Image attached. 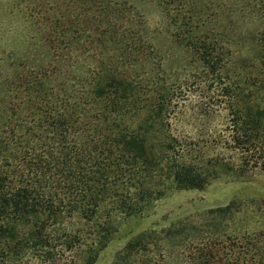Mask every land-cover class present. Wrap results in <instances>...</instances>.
<instances>
[{"label": "trees", "instance_id": "obj_1", "mask_svg": "<svg viewBox=\"0 0 264 264\" xmlns=\"http://www.w3.org/2000/svg\"><path fill=\"white\" fill-rule=\"evenodd\" d=\"M157 1L177 42L211 74H226L228 42L208 28L218 5ZM23 3L49 58L8 74L0 68V264H95L116 219L223 176L264 175V0H239L263 28L255 59L240 61V85L222 95L226 125L194 134L174 127L177 104L153 73L133 0ZM251 206L262 222L240 236L212 229V219L216 228L239 212L234 202L208 212L206 239H185L190 224L180 222L163 238L130 240L110 264H264V201Z\"/></svg>", "mask_w": 264, "mask_h": 264}, {"label": "rangeland", "instance_id": "obj_2", "mask_svg": "<svg viewBox=\"0 0 264 264\" xmlns=\"http://www.w3.org/2000/svg\"><path fill=\"white\" fill-rule=\"evenodd\" d=\"M205 2L218 5L211 9L217 11V16H214L217 19L208 28L217 30L226 38V46L232 54V60L226 65L228 71L221 77L207 71L194 51L177 42L175 27L157 0H133L134 7L146 22L153 45L156 56L153 73L177 104L174 111L180 122L174 127L178 133L188 130L194 134L199 128L213 131L224 128L227 120L224 108L227 107L226 98L222 95L229 87L240 85V61L253 60L259 52L256 38L263 28L260 15L240 10L239 0ZM48 58L42 34L27 20L23 0H0L1 71L11 73L19 64L31 68L46 63ZM253 201H264L262 174L246 179L223 176L202 189L174 192L157 201L142 216L116 219L117 231L95 264H110L127 242L143 233L156 232L163 238L165 230L180 222L190 224V230L183 234L185 239L197 236L206 239L212 223V229L219 233L226 229L227 233L240 236L243 230L262 222V212L251 209ZM234 202L239 212L214 228L215 223L208 212Z\"/></svg>", "mask_w": 264, "mask_h": 264}]
</instances>
